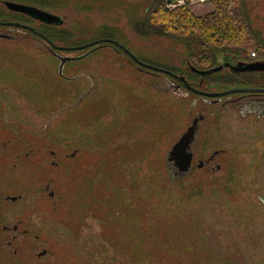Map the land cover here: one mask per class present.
I'll return each instance as SVG.
<instances>
[{"label":"rangeland","instance_id":"obj_1","mask_svg":"<svg viewBox=\"0 0 264 264\" xmlns=\"http://www.w3.org/2000/svg\"><path fill=\"white\" fill-rule=\"evenodd\" d=\"M3 1L61 18L63 23L54 26L71 38L51 41L60 47L109 41L159 67L184 71L189 61L193 64L187 41L140 28L154 0H0L6 10ZM209 1L176 0L168 7L189 5L202 16L213 11ZM244 8L250 27L264 40V0H244ZM30 19L27 26L38 29L40 22ZM19 30L0 28L11 37L0 39V80L13 79L24 86L17 95L33 97L35 147L64 159L59 168L32 167L35 189L52 179L59 201L53 211L35 197V207L48 212L52 225L42 246L52 255L25 264H264L262 123L176 91L165 76L159 78L166 88L150 93L137 80L151 77L139 76L125 54L119 57L111 49L68 66L69 77L83 75L65 81L59 61L35 50L43 43ZM255 53L264 61V52ZM252 54L244 58L253 59ZM18 103L26 115L27 105ZM206 112L210 122L200 125L198 154L206 158L223 149L222 155L212 168L177 179L167 155L193 119ZM48 119V128L38 134ZM75 148L80 153L66 160ZM43 157L52 160L45 152ZM216 164L220 170L213 169Z\"/></svg>","mask_w":264,"mask_h":264},{"label":"flooded vegetation","instance_id":"obj_2","mask_svg":"<svg viewBox=\"0 0 264 264\" xmlns=\"http://www.w3.org/2000/svg\"><path fill=\"white\" fill-rule=\"evenodd\" d=\"M11 24L17 23L0 22V28L14 27L22 29L19 31L26 33L28 38L30 36L32 39L35 37L37 41L44 44L49 40L46 36L40 33L36 34L33 31L22 27H26L27 25L18 23L21 26H12ZM44 44L40 47H34L35 50L46 52L48 56L59 61L57 64L58 74L59 77L65 81L71 82L74 78V81L76 82L82 78L83 74L81 72L77 73L74 77H69L66 72L67 67L70 65H81L82 61L90 59L92 54L80 61L68 62L64 67L65 76L63 77L59 72L61 62L58 58L63 56L54 53L65 55V53L68 52H80L81 54L76 56L80 57L98 45H105L106 47H103L100 50L111 49L119 57L125 54L128 57L127 60L129 64L135 66L137 69L139 76L151 77L150 79L144 78L139 81L137 80V83L148 89L150 93L153 91L161 92L160 90H163V87L165 86H163L159 77L165 76L169 81L168 85L173 87L176 91L183 89L190 95L194 96V98L203 99V101H206L209 106H221L223 109H232L230 110L231 112L240 113L246 120L253 118L256 123H262L264 128V71L234 70L240 63L251 65L264 61L256 60V58H250V60H247L246 62H235L231 59L230 61L221 60L214 66V68L221 65L226 66V64H231L232 66H226L218 73H221L225 78L231 77L232 79L217 80L208 79L207 77L203 78L196 72V70L206 71L211 68L205 69L197 67L189 62L187 69L181 73H175L170 69L145 62L136 57L125 47L109 41H104L98 45L84 49H80V46L68 48L58 46V48H60L58 49L57 47L45 46ZM159 70H164L166 72H161ZM188 71L199 76V78L189 79L186 75ZM225 73H227V75H225ZM152 77L156 78L152 79ZM180 77L185 78V81L190 88L185 87V82L181 81ZM241 77L248 78L243 79ZM23 87L24 86L20 84H13V79L9 80L8 78L0 80V264H25L27 259L36 258L37 260H42L44 257L52 255L49 250L42 247L46 242L44 236L48 237L50 234L49 229L52 225L48 223V212L44 210L40 211L35 207V197L36 199L42 197L41 199H44L47 204L49 203L51 205L53 211H57L59 196L56 191L51 189L53 180L49 178H47L45 182L41 181L38 188L35 189L34 176L31 172L32 167L35 164L38 165L40 169L42 168L43 171V166L46 163L59 168L64 159L57 152H52L48 148L44 149L35 147L33 138L35 128L32 123L31 108L29 110L32 103L31 99H33V97L24 94L17 95V90L24 92ZM237 89H250L254 91L236 92L219 97H211L207 95L225 93ZM156 95L158 97L161 96L159 94ZM82 98V96L79 98L74 108L81 105ZM18 102H25L28 108L26 109L29 111L27 112L26 110L25 112L28 114L26 113L25 115L22 113L23 111L20 108L21 104ZM15 103L18 104L16 105ZM18 107L20 110H17ZM194 119H198L200 125L202 123H209L210 114L208 115V112L205 114H199ZM48 126L49 119L43 123L40 129H38V134H43ZM201 134L202 131L198 133L197 143H195L193 148L192 169L190 170V173H195L197 169L203 170L212 168V165L216 162L217 158L222 155L221 151L223 149H218L206 158H202L203 155L198 154V140ZM260 141L264 144V129L261 133ZM263 144L261 143V145ZM74 151L75 152L69 154L67 153L65 159L71 160L76 158L81 150L75 148ZM44 152L48 158L51 157V161H49V159L47 160V158L44 159ZM214 167L218 170L221 168L219 164L213 166V169ZM172 174L173 176H178H175L177 179L181 176L177 169L172 170ZM35 248L40 249L35 252Z\"/></svg>","mask_w":264,"mask_h":264},{"label":"trees","instance_id":"obj_3","mask_svg":"<svg viewBox=\"0 0 264 264\" xmlns=\"http://www.w3.org/2000/svg\"><path fill=\"white\" fill-rule=\"evenodd\" d=\"M38 1L41 3V0ZM209 3L213 11L199 16L189 5H177L171 8L168 7L167 0H154L146 11L140 28L148 33L173 36L187 41L192 52L190 57L193 64L205 69L214 68L221 60L246 62L245 56L257 51L264 52V40L250 27L244 0H210ZM42 6L46 7L45 3ZM6 10L0 8V22L27 25L31 21L28 16ZM60 29L54 25L40 23V27L34 30L52 42L69 40L71 35L64 36ZM252 35L258 38L257 43L256 37ZM259 39L262 43H259L261 42ZM68 45L76 46L75 43ZM198 52L200 53L196 55L195 53ZM166 69L175 73L183 72L177 68ZM186 75L189 79L199 78L189 71ZM206 77L217 80L232 79L225 78L221 73Z\"/></svg>","mask_w":264,"mask_h":264},{"label":"water","instance_id":"obj_4","mask_svg":"<svg viewBox=\"0 0 264 264\" xmlns=\"http://www.w3.org/2000/svg\"><path fill=\"white\" fill-rule=\"evenodd\" d=\"M174 1H176V0H168V6L172 5L174 3ZM2 4L9 11L23 14L25 16H28V17L40 22V23H44V24H48V25H61L63 23V20L61 18H59L58 16L53 15V14L46 12V11L40 10L38 8L32 7V6L19 4V3H15V2H9V1H3ZM11 25L12 26H21L18 23L17 24H11ZM22 27L26 28L30 31H33L36 34H39L32 27H27V26L26 27L22 26ZM0 39L1 40H9V39H11V37L6 35V34H0ZM102 42H104V41H101L99 43H102ZM45 43L46 44L43 43L45 46H52V47L58 48V46L53 45V43H51L49 40ZM99 43L97 42V43H94L91 45H87V46H84L80 49L88 48V47L93 46V45H98ZM103 47H106V46L105 45H98L80 57H74V58L73 57H58L60 59V62H61L60 70H59L60 75L63 77L65 76L64 67L68 62L80 61V60L86 58L87 56L93 54L94 52L100 50ZM58 49H60V48H58ZM62 49H65V48H62ZM54 54H56V53H54ZM226 66L229 67L232 65L226 64ZM226 66L221 65L217 68L209 69L206 71H201V70H196V69L195 70L200 76H202L204 78L206 76L218 73L219 71L224 69ZM234 70H236V71H264V62H258L256 64H251V65L240 63L238 65V67L236 66V68ZM159 71L166 72L164 70H159ZM72 80H75V79H72ZM180 80L185 82L186 88H190L187 85L184 77H180ZM245 91H254V90L237 89V90H230V91H227L225 93L207 94V95L211 96V97H219V96H224L227 94H232V93H236V92H245ZM199 132H200L199 120L194 119V121H192L191 125L187 128V130L181 135L179 140L171 147V149L167 155L168 168L171 170V172L174 169L178 170V172L181 175L178 179H181V178L187 176L190 173V170L192 169L193 148H194L195 143H197V138H198ZM176 177H178V176H176Z\"/></svg>","mask_w":264,"mask_h":264},{"label":"built area","instance_id":"obj_5","mask_svg":"<svg viewBox=\"0 0 264 264\" xmlns=\"http://www.w3.org/2000/svg\"><path fill=\"white\" fill-rule=\"evenodd\" d=\"M256 56H257L256 53H253V54H252V58H253V59H254Z\"/></svg>","mask_w":264,"mask_h":264}]
</instances>
